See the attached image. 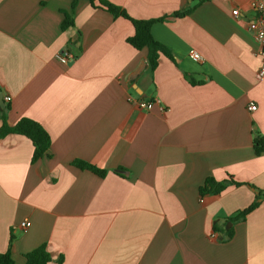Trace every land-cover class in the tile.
Returning a JSON list of instances; mask_svg holds the SVG:
<instances>
[{"label":"crops","instance_id":"1","mask_svg":"<svg viewBox=\"0 0 264 264\" xmlns=\"http://www.w3.org/2000/svg\"><path fill=\"white\" fill-rule=\"evenodd\" d=\"M108 1L133 18L166 15L151 35L173 60L161 55L151 71L146 48L126 40L130 20L88 0L65 29L71 0H0L6 123L29 117L51 138L49 155L31 162L29 138L0 137V252L12 235L15 264L40 244L47 264H264V198L243 220L227 219L264 191V152L252 144L264 136L253 0ZM64 48L74 57L62 63ZM207 177L242 184L201 196ZM213 225L232 227L231 237Z\"/></svg>","mask_w":264,"mask_h":264},{"label":"trees","instance_id":"2","mask_svg":"<svg viewBox=\"0 0 264 264\" xmlns=\"http://www.w3.org/2000/svg\"><path fill=\"white\" fill-rule=\"evenodd\" d=\"M78 0H71L70 12L62 10L63 18L61 21V28L65 29L66 27L72 25L71 11L76 6ZM91 6L100 7L104 10H107L114 17L121 16L130 20L133 26V34L129 36L126 40L127 42L135 49L146 48L147 50V62L151 71L155 69L159 62L161 55L173 60L170 50L161 42L155 40L151 35V25L153 22L162 21L166 18L161 16L158 18H133L127 14V12L121 7L109 2L108 0H88ZM190 9L184 11H173L169 16L180 17L184 16L189 12ZM7 106L0 110V137L5 136L10 133L24 135L30 139L33 150L31 155V162L38 160L43 156L49 155V147L51 144V138L48 132L44 127L38 122L29 117L19 118L13 125H8L5 120V113ZM253 150L256 155L264 152V136L258 132H255V135L252 140ZM74 166L80 169H87L91 172L103 176L106 173V170L99 168L96 165L85 161L83 159H73L71 162ZM241 185L242 182L235 181L230 177L229 181L216 180L213 177H207L203 183L199 186L198 192L199 195L203 196L207 193L218 194L220 193L227 184ZM255 199L247 205L245 208L239 210L233 216L228 217L227 219L230 222L237 220H243L245 216L255 209L259 204V199L264 198V191L258 190ZM213 233H219L221 235V240L228 239L232 235V227L229 228H218L216 225L212 226ZM13 236L11 235L7 247L4 251L0 252V264H15L11 257V242ZM25 261L23 264H47L52 258L49 254L46 245L40 244L24 254ZM57 262L62 261V257L59 256L56 259Z\"/></svg>","mask_w":264,"mask_h":264},{"label":"built area","instance_id":"3","mask_svg":"<svg viewBox=\"0 0 264 264\" xmlns=\"http://www.w3.org/2000/svg\"><path fill=\"white\" fill-rule=\"evenodd\" d=\"M252 7L256 12V22L253 30V37L258 44V48L256 54L259 55L261 62L259 68L256 71L257 78H264V0H253ZM74 54L70 50V48H64L63 50L57 51L55 53V58L62 63H65L71 59H73ZM188 57L196 60L202 61V56L199 52L194 49H190L188 52ZM5 102L10 100V96L5 95L3 97ZM150 101H139V106L148 107L150 105ZM247 108L249 110H254L256 108L255 103L251 102L248 104ZM31 222L29 219H24L20 222V228L23 232L27 231Z\"/></svg>","mask_w":264,"mask_h":264},{"label":"water","instance_id":"4","mask_svg":"<svg viewBox=\"0 0 264 264\" xmlns=\"http://www.w3.org/2000/svg\"><path fill=\"white\" fill-rule=\"evenodd\" d=\"M2 98V94L0 93V110L5 107V103ZM228 224H230V222H228ZM219 238H221V235H219Z\"/></svg>","mask_w":264,"mask_h":264}]
</instances>
